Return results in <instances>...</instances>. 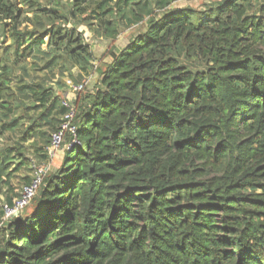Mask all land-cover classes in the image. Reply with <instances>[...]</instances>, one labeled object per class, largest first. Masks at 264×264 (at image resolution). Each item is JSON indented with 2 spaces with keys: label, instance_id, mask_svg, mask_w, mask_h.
Here are the masks:
<instances>
[{
  "label": "trees",
  "instance_id": "obj_1",
  "mask_svg": "<svg viewBox=\"0 0 264 264\" xmlns=\"http://www.w3.org/2000/svg\"><path fill=\"white\" fill-rule=\"evenodd\" d=\"M174 1L0 0V134L18 137L0 185L31 169L28 140L48 160L68 111L53 80L94 67L78 26L138 27L30 204L6 219L0 189V264H264V0Z\"/></svg>",
  "mask_w": 264,
  "mask_h": 264
},
{
  "label": "rangeland",
  "instance_id": "obj_2",
  "mask_svg": "<svg viewBox=\"0 0 264 264\" xmlns=\"http://www.w3.org/2000/svg\"><path fill=\"white\" fill-rule=\"evenodd\" d=\"M194 7H201L207 4L204 0H196L194 3ZM78 29L83 32L85 40L89 43L93 48V53L95 56L94 67L89 70L88 73H80L78 67H74L72 69L73 77H58L55 78L52 82V86L56 94L59 96L60 101L65 100L69 104L75 106L76 102L80 98V95L84 93L86 90H91L95 86L98 79L97 67H102L106 62L110 61L111 57H108L109 50L113 47H117V49H122L126 46L131 37L135 34L138 27L129 28L123 30L119 37L115 40L104 38L96 33H93L87 26L80 24ZM58 80V81H57ZM76 86H83V90L76 89ZM19 135V134H18ZM18 137L12 136V134L4 133V131L0 134V150H6V148H10L11 146H15L17 144ZM33 139L28 140L26 143L27 151L25 150L27 162L31 164V169H24L21 172L18 171L13 176L11 180V185H7L6 182H3L0 185V189L2 190V199L4 202L6 194L13 198V202L15 199L21 196L22 190L24 186L36 176V174L42 173L45 175L49 171L55 170L59 168L63 163L64 158V148H57L53 155H49L48 152V160L46 162L41 161V158L34 151L32 147ZM30 160V161H29ZM20 161V155H15L14 161L11 163V168L14 170L15 164ZM29 209H26L25 212L28 213ZM20 214V211L18 212ZM17 215V214H15ZM11 216H6L5 218H9Z\"/></svg>",
  "mask_w": 264,
  "mask_h": 264
},
{
  "label": "built area",
  "instance_id": "obj_3",
  "mask_svg": "<svg viewBox=\"0 0 264 264\" xmlns=\"http://www.w3.org/2000/svg\"><path fill=\"white\" fill-rule=\"evenodd\" d=\"M76 89L83 90V86H76ZM64 104L68 111L64 116V121L61 125V128L51 134V143L48 148L49 155H53L55 149L61 148L64 142V134L67 130L71 132L76 131V126L73 124L75 117V107L72 104H69L64 100ZM63 148V147H62ZM44 175L42 173H37L36 176L26 184L22 190L21 196L14 200L13 206L9 207L5 205L6 216H13L18 214L19 211L23 210L26 206L30 204L32 199L35 197L38 189L40 188Z\"/></svg>",
  "mask_w": 264,
  "mask_h": 264
},
{
  "label": "crops",
  "instance_id": "obj_4",
  "mask_svg": "<svg viewBox=\"0 0 264 264\" xmlns=\"http://www.w3.org/2000/svg\"><path fill=\"white\" fill-rule=\"evenodd\" d=\"M196 0H175V4L174 6H179V7H186V6H194V2ZM225 0H204V2L209 5V6H217L219 4H221V2H223ZM196 7V6H195ZM199 8H203V5Z\"/></svg>",
  "mask_w": 264,
  "mask_h": 264
}]
</instances>
